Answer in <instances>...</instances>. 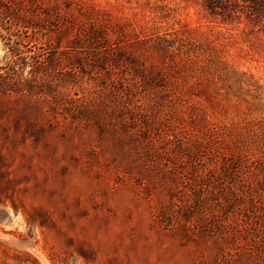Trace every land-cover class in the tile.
Returning <instances> with one entry per match:
<instances>
[{
    "label": "rangeland",
    "instance_id": "obj_1",
    "mask_svg": "<svg viewBox=\"0 0 264 264\" xmlns=\"http://www.w3.org/2000/svg\"><path fill=\"white\" fill-rule=\"evenodd\" d=\"M30 1L0 0V264H264V17Z\"/></svg>",
    "mask_w": 264,
    "mask_h": 264
},
{
    "label": "trees",
    "instance_id": "obj_2",
    "mask_svg": "<svg viewBox=\"0 0 264 264\" xmlns=\"http://www.w3.org/2000/svg\"><path fill=\"white\" fill-rule=\"evenodd\" d=\"M37 1V0H35ZM34 0H31L30 3L33 5V9L36 7ZM199 3L206 13L212 17H231L243 15L245 18H260L264 17V0H194ZM46 10L37 8L36 12L38 17L43 18H56L61 17L66 14L62 13V10L58 9L57 4H47L45 6ZM46 11V12H44ZM234 161H232V165ZM253 197V196H252ZM205 215H208L206 213ZM208 219V217H206ZM214 218V217H212ZM210 219V216H209ZM192 226V225H191Z\"/></svg>",
    "mask_w": 264,
    "mask_h": 264
}]
</instances>
